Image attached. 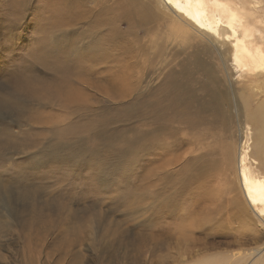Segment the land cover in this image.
I'll use <instances>...</instances> for the list:
<instances>
[{"label":"rangeland","instance_id":"rangeland-1","mask_svg":"<svg viewBox=\"0 0 264 264\" xmlns=\"http://www.w3.org/2000/svg\"><path fill=\"white\" fill-rule=\"evenodd\" d=\"M175 26L156 0H0V264H246L264 247L237 164L248 127L264 174V84L232 86Z\"/></svg>","mask_w":264,"mask_h":264},{"label":"bare ground","instance_id":"bare-ground-1","mask_svg":"<svg viewBox=\"0 0 264 264\" xmlns=\"http://www.w3.org/2000/svg\"><path fill=\"white\" fill-rule=\"evenodd\" d=\"M156 1L172 13L176 30L180 24L189 27L216 50L232 86L241 88L264 84V0ZM242 95L246 94L242 92ZM250 134L247 127L241 136L238 172L243 193L257 220L264 224V174L254 166L257 161L250 162ZM260 141L264 149V134ZM213 195V192L208 193V197ZM247 255L252 262L246 264H264V247ZM234 258L239 260L242 257L237 253ZM208 263L215 264V260L209 259Z\"/></svg>","mask_w":264,"mask_h":264}]
</instances>
